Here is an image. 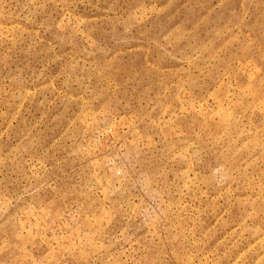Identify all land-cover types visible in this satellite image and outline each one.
Listing matches in <instances>:
<instances>
[{"label":"rangeland","instance_id":"obj_1","mask_svg":"<svg viewBox=\"0 0 264 264\" xmlns=\"http://www.w3.org/2000/svg\"><path fill=\"white\" fill-rule=\"evenodd\" d=\"M0 264H264V0H0Z\"/></svg>","mask_w":264,"mask_h":264}]
</instances>
